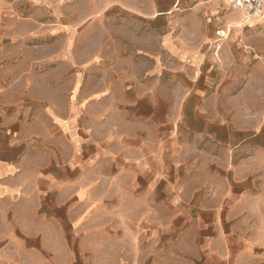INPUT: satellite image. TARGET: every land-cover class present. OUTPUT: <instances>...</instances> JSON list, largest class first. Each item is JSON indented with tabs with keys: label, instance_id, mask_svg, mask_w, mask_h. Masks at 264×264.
Returning a JSON list of instances; mask_svg holds the SVG:
<instances>
[{
	"label": "crops",
	"instance_id": "0c3cea01",
	"mask_svg": "<svg viewBox=\"0 0 264 264\" xmlns=\"http://www.w3.org/2000/svg\"><path fill=\"white\" fill-rule=\"evenodd\" d=\"M218 2L90 0L99 13L117 9L141 19L133 29L142 32L129 41L148 62L144 76H166L170 84L118 80L111 93L98 92L104 95L96 99L97 116L73 99L63 117L51 113L48 144L34 146L43 155L32 164L21 158V145L10 152L0 146V264H136L142 248L151 253L154 241L160 249L168 241L154 206L180 210L181 236L185 220L225 224L223 206L264 201L263 110L243 105L231 72L214 88L196 79ZM242 22L234 9L216 18L219 29H233V38L229 33L216 44L217 29L211 48L231 63L235 46L242 66L256 49V69L264 73V43L248 38L261 21ZM234 109L247 111L254 132L237 135L242 121H233ZM234 154L244 161L234 165ZM225 236L212 242V253L227 259L229 251L218 245ZM212 237L199 232L196 243Z\"/></svg>",
	"mask_w": 264,
	"mask_h": 264
},
{
	"label": "rangeland",
	"instance_id": "374dc122",
	"mask_svg": "<svg viewBox=\"0 0 264 264\" xmlns=\"http://www.w3.org/2000/svg\"><path fill=\"white\" fill-rule=\"evenodd\" d=\"M89 3L90 0H0V146L6 145V151L10 152L9 146L21 145V158H28L27 164L43 155L34 146L39 141L48 144L51 113L63 117L73 99L87 106L90 115L97 116L101 108L96 99L104 95L98 92L107 88L111 93L118 80L128 86L131 81L158 87L170 84L171 79L166 76L152 79L144 76L143 68L148 62L143 61L133 49L135 44L129 41L132 35L142 32L133 29V23L141 19L117 9L99 13ZM217 5L218 14L209 18L210 44L203 72L196 79L201 86L214 88L224 79V72H231L233 77L237 76L235 91L244 92L243 105L257 113L264 112V73L256 69L257 50L249 52L247 66H242L235 46L231 47L234 59L231 63L220 52L216 56L211 48L214 32L221 27L216 18L232 11L224 0ZM175 17L180 20V12ZM257 20L261 22L248 38L264 43V17ZM231 38L232 28L228 40ZM152 48L157 51L159 46L153 42ZM140 67L142 71L136 73L135 69L138 71ZM123 72L127 75L133 72L135 77L122 78ZM216 73L219 77L213 78ZM206 74L210 76L204 77ZM241 74L243 78L239 77ZM232 118L242 121L235 126L240 129L237 135L254 132L248 126L245 109H234ZM242 160L244 157L234 154L232 163L238 165ZM223 208L228 217L225 224L212 219L201 223L195 218L185 220L180 236V210L154 206L158 222L168 230V241L162 249L154 241L151 253L142 248L136 255V264H264V201H236ZM202 231L213 237L201 238L202 243L197 244ZM222 233L226 239L218 245L229 251L227 259L225 255L212 253V242Z\"/></svg>",
	"mask_w": 264,
	"mask_h": 264
},
{
	"label": "built area",
	"instance_id": "2783aa9c",
	"mask_svg": "<svg viewBox=\"0 0 264 264\" xmlns=\"http://www.w3.org/2000/svg\"><path fill=\"white\" fill-rule=\"evenodd\" d=\"M224 2L231 9L239 11L245 23L264 14V0H224ZM229 33L227 28L216 31V44L226 39Z\"/></svg>",
	"mask_w": 264,
	"mask_h": 264
}]
</instances>
